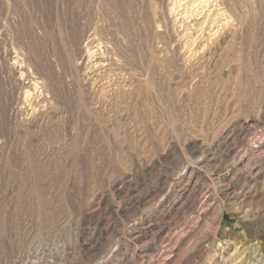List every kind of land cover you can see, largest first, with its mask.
<instances>
[{
	"label": "rangeland",
	"instance_id": "obj_1",
	"mask_svg": "<svg viewBox=\"0 0 264 264\" xmlns=\"http://www.w3.org/2000/svg\"><path fill=\"white\" fill-rule=\"evenodd\" d=\"M221 2L203 55L169 0H0V264H264V0Z\"/></svg>",
	"mask_w": 264,
	"mask_h": 264
},
{
	"label": "bare ground",
	"instance_id": "obj_2",
	"mask_svg": "<svg viewBox=\"0 0 264 264\" xmlns=\"http://www.w3.org/2000/svg\"><path fill=\"white\" fill-rule=\"evenodd\" d=\"M221 1L224 3V0H169V15L175 18L178 16L176 20L179 23H189L186 25V27H189L191 34L188 48H191L193 53L204 55L207 51V40L212 36L210 34L212 30L210 29L207 34L208 39L201 43L206 24L228 23L226 19L222 18L224 15ZM199 26L201 27L199 28Z\"/></svg>",
	"mask_w": 264,
	"mask_h": 264
}]
</instances>
